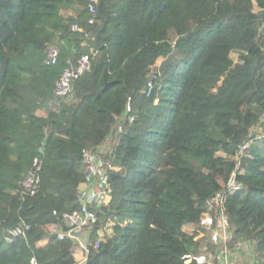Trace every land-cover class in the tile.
<instances>
[{"label": "trees", "instance_id": "trees-1", "mask_svg": "<svg viewBox=\"0 0 264 264\" xmlns=\"http://www.w3.org/2000/svg\"><path fill=\"white\" fill-rule=\"evenodd\" d=\"M88 4L0 0V264H76L77 245L48 226L80 208L90 160L102 162L110 199L88 204L82 264L216 256L199 222L235 170L228 246L247 243L251 264H264V0H97L92 23ZM49 44L58 64L43 63ZM81 54L90 69L65 103L54 83ZM35 156L31 194L20 180ZM212 215L217 227L218 207Z\"/></svg>", "mask_w": 264, "mask_h": 264}, {"label": "built area", "instance_id": "built-area-1", "mask_svg": "<svg viewBox=\"0 0 264 264\" xmlns=\"http://www.w3.org/2000/svg\"><path fill=\"white\" fill-rule=\"evenodd\" d=\"M97 0H89L88 12H89V23L93 22L96 13V4ZM73 30L82 31L81 28L77 26H72ZM59 62V50L55 45H47L44 51L43 63L45 65H55ZM91 60L88 54H81L77 60L73 63H68L63 70L61 71L59 77L54 83L53 92L56 97L66 98L72 93L73 82L82 76L86 71L90 69ZM151 84L148 86L147 94L150 92ZM244 148V147H243ZM241 153V152H239ZM238 161V154L236 155ZM101 161L94 163L93 160H90L87 163L84 174L88 179H91L93 182L98 173V167L101 165ZM238 167V163L236 169ZM42 168V160L35 156L31 161V167L29 171L21 178L20 185L29 193H34L40 185V170ZM106 178H104V181ZM92 188V186H89ZM89 187L80 189V194L77 196V202L79 203V209H76L72 212L62 213L60 217L61 224H50L48 226L50 232L59 240L69 239L73 243L79 242L78 236L76 233L84 227L87 226L90 215L88 211L89 202H104L102 197H105L108 192L106 189L99 191H93ZM240 187V182L236 178V170L233 171L221 191L217 192L214 196L207 200V209L200 218V225L206 229H210V238L212 242L218 246V253L216 256H208L205 254H186L183 259L186 264L190 262H195L197 264H235L237 257V247L233 249L228 246V243L232 240V231L228 222L227 215L223 210L224 195L230 192L235 191ZM219 208V223L217 227H213L214 219L212 212L215 208ZM61 225L66 228L64 231L61 228ZM29 226H25V229H28ZM22 228H15L10 232L11 237H16L22 235L24 230ZM101 239V238H100ZM99 239V240H100ZM29 264H38L34 257L31 258Z\"/></svg>", "mask_w": 264, "mask_h": 264}, {"label": "rangeland", "instance_id": "rangeland-1", "mask_svg": "<svg viewBox=\"0 0 264 264\" xmlns=\"http://www.w3.org/2000/svg\"><path fill=\"white\" fill-rule=\"evenodd\" d=\"M232 57H233V59H236L237 55L232 54ZM71 99H72V94L70 96L64 98L63 102L67 103V102L71 101ZM37 112L39 115H45L46 116V112L43 109H39ZM259 132H260L259 127L253 129V131H252V133H259ZM257 135H259V134H257ZM111 142H112V139L109 138L107 140V142L103 145V150H105V151L108 150L111 146ZM98 173H99V176H97V178L92 182L91 185H88V187L92 186V188L91 187H89V188L92 189L93 191H96V192L99 190H102V189H106V185L103 182L105 176H104V169H103L102 165H100L98 167ZM86 187H83V188H86ZM84 191H87V188ZM108 198L110 199L109 194H107L105 197H102V200L106 203L108 201ZM84 228H85V229H83L84 232L82 233V235H80L81 237H79V238H81L80 243L83 244V246H84L83 250L85 249V246H86V240H87L86 239L87 238L86 230L88 229V227H84ZM185 229L190 231L192 229V227L189 226V227H186ZM112 233L113 232H112L111 224H108L104 230H100L98 232V234L101 238L105 235H111ZM76 234H77V236H79L78 233H76ZM43 242H44V240H41V241L37 242V245H41V244H43ZM81 244H79V242H77V245H81ZM56 247H58V246H56ZM237 250H238L237 253H240V254H239L238 259H237L235 264H251L254 257H253V253H252V250H251V247L249 246V244H247V243L240 244V245H238Z\"/></svg>", "mask_w": 264, "mask_h": 264}, {"label": "crops", "instance_id": "crops-1", "mask_svg": "<svg viewBox=\"0 0 264 264\" xmlns=\"http://www.w3.org/2000/svg\"><path fill=\"white\" fill-rule=\"evenodd\" d=\"M91 182V181H90ZM91 184H92V182H91ZM91 184H85V183H83V184H81L80 185V189H83V187H88V185H91ZM108 200H109V198H108ZM190 226V225H189ZM188 225L187 226H185L184 227V229L186 228V227H189ZM192 227V226H191ZM84 228H82V229H80V231H78V239H79V244H81L80 243V239L81 238H79V237H81L80 235H82V233L84 232V230H83ZM186 230V229H185ZM189 231V230H188ZM46 243V240H44V242H43V244H45ZM43 244H41V245H43ZM76 245H77V243H76ZM83 248H84V246H83V244H81V245H77V246H75L74 247V249H73V255H74V257H75V260H76V264H82L83 262H84V260H85V252H84V250H83Z\"/></svg>", "mask_w": 264, "mask_h": 264}]
</instances>
